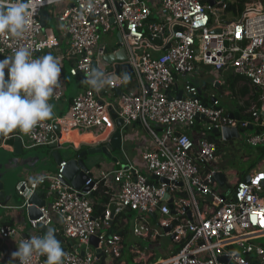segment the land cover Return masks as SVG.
<instances>
[{"label":"built area","instance_id":"2783aa9c","mask_svg":"<svg viewBox=\"0 0 264 264\" xmlns=\"http://www.w3.org/2000/svg\"><path fill=\"white\" fill-rule=\"evenodd\" d=\"M238 3L243 9L233 20L225 21V13L234 10L229 0H216L214 6L210 0H43L22 37L0 35L2 56H11L21 46L32 49L33 58L51 53L60 46V39L43 26L41 14L44 10L54 14L56 7L64 4L56 18L69 36V48L55 56L61 75L50 101L59 102L65 96L66 61L71 64V75L82 81L85 70L91 68L103 71L105 78L112 77V83L99 92L84 83L67 114L41 122L30 135L18 134L29 146L62 144L64 134L70 132L92 135L97 144L105 143L116 130L112 112L124 119V126L139 123L154 138L153 147L142 154L149 176L129 164L98 174L90 170L86 185H94L83 191L65 182L67 161H62L57 171L18 183L21 196L36 191L46 195L47 203L40 207L42 216L30 221L34 230L38 223L51 227L55 217L61 221L62 230L57 232L71 242L61 244L63 264H99L96 249L105 262L109 256L114 263L122 258V235L108 231L113 223L108 206L114 201L137 212L134 232L138 236H159L149 225L156 215L164 233L179 244L177 251L152 264H264V244L255 242L264 236V171L250 174L248 182L239 180L230 189L231 196L217 191V169L209 166L217 160L219 147L206 136L215 129L222 132L225 127H237L245 132L252 126L259 133L248 132L247 143L264 146V119L256 109L252 119L232 117L215 95L211 94L214 102H204L200 86L194 82L199 64L213 66L219 83L223 82L222 72L231 70L261 90L264 101V0ZM114 29L121 38L109 51L108 45L101 43L102 35ZM122 48L127 53L125 61L110 64L105 60L106 55ZM124 65H129L132 73L121 68ZM126 74L130 78L124 81ZM130 82L133 85L128 86ZM125 86L132 88L123 90ZM116 91H121L118 97ZM107 94L116 97L107 98ZM200 122L204 129L198 130L196 139L189 130ZM97 128L101 130L97 132ZM66 139L76 145L74 139ZM101 182L111 198L104 215H95L93 194ZM196 193L210 196L211 201L200 203ZM166 194L178 202L174 213L163 200ZM50 196H55L51 202ZM19 231L16 225L0 224L3 240ZM93 237L99 240L97 248L91 245ZM45 260L46 256L34 254L30 264H45Z\"/></svg>","mask_w":264,"mask_h":264},{"label":"crops","instance_id":"0c3cea01","mask_svg":"<svg viewBox=\"0 0 264 264\" xmlns=\"http://www.w3.org/2000/svg\"><path fill=\"white\" fill-rule=\"evenodd\" d=\"M64 6H65L64 4L57 6L54 14H52L51 12H48V20H47L46 28L53 30V32L56 34V36L60 39V46L65 45V49H63L61 51L59 49L60 46L58 48L54 49L51 52V54L53 56H60L61 54H63L67 50L66 48L69 45V36H68L64 26L62 25V23H60L58 20H56L57 19L56 14L58 12H60ZM51 19H54L57 22L56 28L50 26V20ZM4 57H8V56H0V59H3ZM66 62H65V71H66ZM199 70H201V68H199L198 71ZM222 75H225V78H227L226 82H224V80H222L223 82L219 83L217 80L216 86L219 89L224 91L223 93L225 94V96L231 95L238 100L237 106L234 109L227 110L222 106L220 98L217 97L216 94L212 93L219 100L220 106L222 108H224L226 113H228L230 115H234L233 117L240 118V119H252L253 118L252 117V110L256 109V110L260 111V116L262 119H264V101L261 99V93H262L261 90L254 87L246 78L234 74L233 71H231V70L223 71ZM5 77H6V79L8 78V70L7 69H5ZM194 80H195V78H194ZM131 85H133L132 82H130V85H128V86H131ZM198 85L200 86V88H204L203 92L205 94L210 95L209 92L206 91V89H207L206 84H204V85L198 84ZM227 86H229V88L231 90L226 89ZM130 88H132V87H126L125 86V87H123V90H126V89L128 90ZM78 92H79V90H78ZM78 92L71 97H68L66 95L64 97V99H62L61 101H59L57 103L58 105L56 103H52V101H50V103L53 104V106H54V117L55 116H63L69 112V110L71 108L72 100L78 94ZM65 94H66V92H65ZM120 94H121V91H116L117 97ZM202 125L203 124L200 122L199 125H197L190 132V134L193 135L196 139H199V137H200V133L198 130L204 129V127H202ZM160 130L161 129L158 128L157 131L160 132ZM121 132H122V134H121V148H119V149L124 151L125 161L122 162L118 157L114 156V154H113L114 149H113L112 155L117 158V161H111V160L108 161V160L101 159L102 163H101L100 167L96 168V169L93 168V169H91V171L94 172L95 174H98L103 170L104 171H111L113 169H117V168H119L118 167L119 164L121 165L120 167H123V166L129 164V165H134L135 167L140 168L141 170H143V172L147 176H149L150 173L148 172V170H145L144 166L142 165V162L144 161L142 159V154L144 151L150 150L153 147L154 138H153L152 134L139 123H133L130 125H126V126H124V129ZM248 132H249V134L257 132V128H254V129L248 128ZM243 133H244V131H243ZM18 134H20V132L17 130L15 132L11 133L9 136H0V148H3L6 152H14L16 138L19 137ZM210 135H214V133H211V134L206 133V136H208L209 138H210ZM78 136L86 137L85 134L78 135ZM216 137L218 138V141H219L220 147H221L219 150L218 157L221 154L222 144H224V143L234 144L235 140H240V138H233L229 141H225L222 136L221 137L216 136ZM106 138L107 139L109 138V140H110L111 136L106 137ZM20 139L22 140V143H23L22 147H23V151H24V148L26 146H29V145H28V142L25 138H20ZM83 139L85 141H82L81 145H80V143H77V142H76V145L72 144L75 147V149L85 148L87 146V144L90 142H95L94 144L99 143V141H95V139L89 140L87 138H82V140ZM66 140H67L66 138H63V143L58 144V146H62L64 144L70 143ZM109 140L107 141V143L109 142ZM105 143H101V145H104ZM130 147H132L134 149V151H133L135 154L134 156L129 154ZM258 147H254L256 149L254 153H257V154H254V155L248 154V156L243 158L244 161L251 162L248 164V166L246 167L245 170H232L233 177L237 172L239 173V175L244 173L246 176H248V175L255 173V172H258V171H264V156L262 158L260 157L261 149ZM54 150L55 149L53 147L47 146V149H46V152H47L46 155L47 156H44V159H43V160H45L47 158L46 163L49 162L48 163L49 165L47 164L46 168H43L42 170H37V169L32 170V169H30V166H27V168L21 169V171L19 172L18 181L25 180V179H31L32 177H34L37 174L53 173V172L57 171L59 166L55 162L54 158L52 157V152ZM61 155L65 160H68L69 158H71L69 155L64 154L62 151H61ZM217 159H218V161L216 160L209 167L213 168V169H217V171H222L226 175V184L224 186H221L219 184V182L217 181V183H218L217 188H218V186L221 188L233 186L232 185L233 183H231V180L228 179L227 172H226V171L230 170L229 165L227 167L226 166H219L222 164V162H220L218 164L219 158H217ZM250 159H252V160H250ZM0 162L4 163L5 166L10 168V163L8 164L5 162H2L1 160H0ZM13 162H16V164H20L18 159L16 161H13ZM2 170H4V168H2L0 170V172H3ZM246 176H245V178H246ZM3 179L5 180V178H3ZM5 182H6V180H5ZM112 188L117 189V187L115 185ZM6 191L8 194H10L12 192L10 190V185H8L7 183H6ZM218 191H220V190H218ZM220 192L222 193V191H220ZM196 194H197V199L202 204H204L206 201H211L210 196L204 197L201 194H198V193H196ZM54 198H55V196H51V197H49L48 200L51 202L54 200ZM121 213L126 214L125 217L123 218L122 227H121V229H122L121 231L124 232L122 237H123V241H124V245H125L123 255L127 254L129 256V258L128 257L123 258V255H122V258H120L119 261H117L115 263L113 262V260L106 261V262L104 261V264H116V263H118V264H152L154 262H157L160 258H162L163 253H165V252L167 253L168 250L165 252H162V255H159V256L156 255L155 252H152L151 254L147 255V253H145L143 250H141V248H139L138 243H136V242L131 243L128 239H126L125 235L128 232V229L126 226L129 223V219L127 216H128V214L130 216H134L135 222H136L137 212L132 211V210H130V211L126 210V211H120L118 214H121ZM5 223H10V224L18 226L20 231L18 234H16V236L11 237L7 240H5V239L3 240L0 238V264H17L18 259H16L13 262L11 254L17 250V247H18L21 240H23L27 236H31L32 234L37 235V231H35L31 227L30 219H29L26 207L23 206V201H18L15 197L7 205L0 206V224H5ZM135 227H136V224L134 226V229H135ZM50 228L55 229L56 235L64 238V236H62L61 233L57 232V230H60V231L62 230L61 229L62 228L61 221L59 220L58 217H55L54 224L51 225ZM113 230L114 229L109 228L108 231L113 232ZM118 231H119V229H118ZM45 234L46 233H44L43 235H45ZM263 237H259L258 239L263 238ZM59 241L61 242L62 246L70 244V242H67L63 239H59ZM125 252H127V253H125ZM134 254H136V256H134ZM131 256H133V257L131 258ZM130 258L132 260L131 261L132 263L129 261Z\"/></svg>","mask_w":264,"mask_h":264},{"label":"clouds","instance_id":"9594fccd","mask_svg":"<svg viewBox=\"0 0 264 264\" xmlns=\"http://www.w3.org/2000/svg\"><path fill=\"white\" fill-rule=\"evenodd\" d=\"M42 4L43 0L39 3L37 0H0V35L22 37L31 27V18ZM5 69L8 70L7 79ZM85 72L82 83L97 92L112 83V77L105 78V73L97 68ZM60 75L61 64L57 57L48 53L33 58V50L29 47L21 46L11 56L0 59V136H9L17 130L30 135L38 124L54 118V106L50 100ZM129 78L126 74L123 80ZM34 254L46 256L45 264H63L65 253L55 229L49 227L45 235L21 240L17 250L11 254L12 261L18 259L19 264H30Z\"/></svg>","mask_w":264,"mask_h":264},{"label":"rangeland","instance_id":"374dc122","mask_svg":"<svg viewBox=\"0 0 264 264\" xmlns=\"http://www.w3.org/2000/svg\"><path fill=\"white\" fill-rule=\"evenodd\" d=\"M229 3H231L233 5V8H235L237 6L236 5L237 0H229ZM239 4L242 5V3H238V5ZM241 9H243V6H241ZM234 11L235 10H229L225 13V15H224L225 21L233 20L236 17L235 13H237V12L236 11L234 12ZM217 17H218L217 15H214V19H217ZM221 19H222V16H221L220 20ZM56 24H57V22L54 19L50 20V26L51 27L56 28L57 27ZM117 39H118L117 31L114 29L112 32L103 33L101 43H106L108 45L109 51H112V49L115 48V46H116ZM68 48H69V46L66 49H68ZM59 49H60V51L65 49V45L60 46ZM0 56H2V55H0ZM70 67H71V64L69 61H67L66 62V71L64 73V83H65V88H67L65 90V92H66L65 96L67 95L68 97L75 95L78 92V90L79 91L82 90L83 86H85L84 83H82L81 77L71 75ZM199 68H201V70L198 71ZM199 68L197 69V71L195 73V80L194 81L200 85L206 84L207 85L206 91L209 92L210 95L212 93L216 94V96L220 98L221 104L225 109H227V110L234 109L237 106L238 100L231 95L225 96V94L223 93L224 91L219 89L216 86L217 76L215 74L216 72L214 70V67L213 66H203L202 64H199ZM222 79L224 80V82H226V80H227V78H225V75H222ZM226 89L231 90L229 88V86H227ZM106 97L107 98L112 97L115 99L116 96H114V95L109 96L107 94ZM52 103L57 104L58 102H52ZM123 129H124V127L122 128V130ZM100 130L101 129H99V128L96 129L97 132H99ZM192 130L193 129H190L189 132H191ZM247 133H248V131L246 130L243 134H241L240 140H235L234 144H231V143L230 144H228V143L222 144L221 154L218 157L219 158L218 164L220 162H222V164L219 166H226L227 167L229 165L230 170L227 169L228 171H226V172H227V177L229 180H231V183H233L232 184L233 186L241 179H240V175L238 172L233 177L232 170H245L246 167L248 166V164L251 162L244 161L243 158L248 156V154H251V155L257 154V153H254L256 149L253 146L248 145L246 142L247 141ZM64 138H66V135H64ZM46 149H47V146H26L24 148V152L22 154H16L14 152H6L3 148H0V160L2 162L8 163V164L10 163V168L5 166L4 170H2V171H5V174L3 175V177L6 179V183L8 185H10V190L12 191L13 196L18 201H23V197L18 194V189H17L18 183L20 182V181H18L19 172L21 171V169L27 168V166H30V169H32V170H36V169L42 170L43 168H46L47 164L49 163V162L48 163L43 162L44 156H47L46 155L47 154ZM60 151H62L64 154L69 155L70 157H72L73 155L75 156L77 154L76 149L72 145V143H67V144L62 145V148ZM133 151H134V149L132 147H130L129 154L134 156L135 154ZM113 154H114V156L118 157L122 162L125 161V153L123 150L114 149ZM95 156L99 159H104V160L110 161L103 154H96ZM38 157H40V158H38ZM17 159L19 160L20 165L16 164V162H13V161H16ZM250 160H252V159H250ZM217 161H218V159H217ZM23 162H25V164H22ZM17 165H19V166L17 167ZM142 165L144 166V169L147 170L146 164L144 161L142 162ZM90 166H91V169L99 168L93 164H91ZM120 166L121 165L119 164L118 167H120ZM6 171H8V172H6ZM233 186L224 187V188H221L218 186V188H216V190L217 191L220 190L225 195L231 196L230 189H232ZM127 217L129 219V223L126 226L128 229V232L125 235L126 239H128L131 243H134V242L138 243L139 248H141V250H143L145 253H147V255L151 254L152 252H155L156 255L159 256V255H162V252H165L168 250L167 253L166 252L163 253V256L166 257L170 253L178 250L179 244H177L175 241H173L171 236L166 235L164 233V230L153 219H150L149 225L153 226L155 229H157L159 231L160 234L158 233L159 236L156 239L143 238V237L135 234V232H134V226L136 224L135 217L130 216L129 214ZM73 241L77 242V240H73ZM255 242L264 243V237L260 238V239H256ZM125 253H127V252H125ZM134 256H136V254H134ZM127 257L129 258V256L127 254L123 255V258H127ZM132 257L133 256H131V258ZM131 258L129 259L130 262L132 261ZM110 260H113V258L111 256L108 257V261H110ZM99 264H102V263H99ZM116 264H118V263H116Z\"/></svg>","mask_w":264,"mask_h":264},{"label":"water","instance_id":"95a60500","mask_svg":"<svg viewBox=\"0 0 264 264\" xmlns=\"http://www.w3.org/2000/svg\"><path fill=\"white\" fill-rule=\"evenodd\" d=\"M216 0H210V5L214 6ZM226 2L227 0H223ZM230 5V4H229ZM229 9V7H228ZM47 20H48V12L44 10L41 14V21L43 23V26L46 27L47 25ZM118 38L120 39V34H118ZM158 42V40H155ZM169 45L167 46V48ZM127 59V53L124 48L120 49L116 53H110L105 56V60L108 63H113L114 61H125ZM121 68L126 69L128 74L132 73V70L129 65H124L121 66ZM204 88H200V95L203 98L204 102L212 101L214 102L216 99L215 97H212L211 95L205 94L203 92ZM120 93V92H119ZM182 96L181 93H179L178 97L180 98ZM113 118L115 119L116 123V130L114 134L111 136V139L109 142L105 143L104 145L101 144H94L90 146H86V148H80L76 149L77 154L75 156H72L68 160H65L62 155H61V148L62 146H58L56 143L51 144L50 146L53 147L55 150L52 152V157L54 158L55 162L60 165L62 161H67V164L64 169V174H65V182L73 185L75 188L83 190V191H89L93 187V183L86 185L87 181L90 178V172L91 170V164L96 165L97 167H100L102 160L97 158L95 155L96 154H103L107 159L111 161H117V158L112 155V150L113 149H119L121 148V130L124 126V119L119 117L117 113L112 112ZM232 117L234 115H231ZM249 129H253L252 126H249ZM213 133L218 136V137H223L225 141H229L233 138H241V134H243V130H240L237 127H225L222 132H220L218 129H215ZM257 133H259L257 131ZM23 143L20 137L16 138L15 142V148H14V153L16 154H22L23 151ZM39 158V157H38ZM37 158V159H38ZM47 158L43 160V162H46ZM22 164H25L23 162ZM20 165V164H19ZM17 165V167L19 166ZM5 164L0 162V170L4 168ZM16 168V167H15ZM9 171V170H8ZM6 171V172H8ZM5 174V171L0 172V200L2 201L3 205H7L9 202H11L14 198L12 192L10 194L7 193L6 191V182L3 179V175ZM153 180H158L156 176L152 177ZM215 179L216 181L219 182L221 186H224L226 184V175L222 171H217L215 174ZM250 180V175L246 176L245 181ZM161 181L168 183L169 181L166 179H161ZM182 185V183H180ZM22 189L24 190L25 187L22 186ZM19 194V193H18ZM23 200L25 203H28V206L26 207L29 219H38L42 216L40 207L45 206L47 203L46 200V195L44 193H40L38 191L33 192L30 196H22ZM164 201H167L170 205V208L172 210V213L175 212L174 206L175 203H178L177 201H173L172 198H170L169 194H166L163 197ZM108 209L110 211V217L112 222L115 219V216L120 212V211H130V208L125 207L122 203L114 201L111 202L108 206ZM156 218V215H154V219ZM49 229L48 226L44 225L43 223H38L37 226V231L39 232L38 236H42L43 233H46L47 230ZM168 230V229H167ZM173 240V236H171ZM91 245L94 248L98 247L99 240L96 237L91 238ZM77 248V247H76ZM97 252V257L101 261L102 264H104L105 257L103 256V253L100 252L99 249H96ZM84 251H81V254L84 255Z\"/></svg>","mask_w":264,"mask_h":264},{"label":"trees","instance_id":"16d2710c","mask_svg":"<svg viewBox=\"0 0 264 264\" xmlns=\"http://www.w3.org/2000/svg\"><path fill=\"white\" fill-rule=\"evenodd\" d=\"M237 5V4H236ZM233 6V5H232ZM241 6L242 5H237L234 10L239 13L242 9H241ZM210 139L216 141L218 143V147H219V150H220V143L218 141V138L216 137V135H210ZM258 148L261 149V152H260V157L262 158L264 156V146H259ZM218 154H219V151H218ZM245 174L242 173L240 175V179H244L245 178ZM153 182V180H151ZM110 198H111V194L107 191V187H105L104 183L101 182L99 185H98V188L97 190L94 192L93 194V201H94V208H95V215H104V213L106 212V209H107V204L110 202ZM126 214H117L115 216V219L112 223V226L110 227V229H114L113 232H117V233H120L121 235L124 234V232H122L121 230V227H122V221H123V218L125 217ZM156 221V220H154ZM119 229V231H118ZM121 231V232H120ZM56 235V233H55ZM57 239H63V237L61 236H58L56 235ZM71 244V242H70Z\"/></svg>","mask_w":264,"mask_h":264},{"label":"bare ground","instance_id":"6f19581e","mask_svg":"<svg viewBox=\"0 0 264 264\" xmlns=\"http://www.w3.org/2000/svg\"><path fill=\"white\" fill-rule=\"evenodd\" d=\"M64 135H66V138L74 139L77 143L81 142L82 138H87L89 140L95 139V138H93L92 135H86V137L78 136L76 132H70V133H66ZM99 138H101V137H99Z\"/></svg>","mask_w":264,"mask_h":264}]
</instances>
